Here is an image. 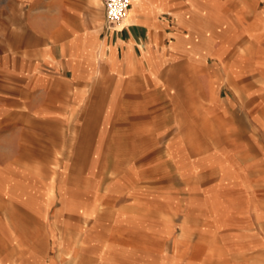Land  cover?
<instances>
[{"label": "crops", "instance_id": "0c3cea01", "mask_svg": "<svg viewBox=\"0 0 264 264\" xmlns=\"http://www.w3.org/2000/svg\"><path fill=\"white\" fill-rule=\"evenodd\" d=\"M157 109L174 111L159 117L170 127L163 173L201 191L198 205L210 190L264 189L239 180L247 162L236 152L201 143L249 137L259 151L250 163L264 169V0H132L117 30L106 29L101 0H0V264H123L112 255L138 252V232L153 229L141 225L137 189L98 192L91 181L108 157L107 128L116 127L118 150L155 141L139 126L154 125ZM70 126L83 130L69 157L86 164L45 166ZM200 217L204 236L227 231L217 214ZM245 223L256 241L243 254L264 255V213Z\"/></svg>", "mask_w": 264, "mask_h": 264}, {"label": "rangeland", "instance_id": "374dc122", "mask_svg": "<svg viewBox=\"0 0 264 264\" xmlns=\"http://www.w3.org/2000/svg\"><path fill=\"white\" fill-rule=\"evenodd\" d=\"M171 112L174 113V111L169 109H157L155 111L154 125L145 124L139 126L140 138L151 136L155 139L152 142L126 141L123 143V147H119L120 149L118 150V143L115 142L118 131L116 127L107 128L108 141L103 145L104 150H107L105 153L108 157L102 159L100 167L102 166L101 170L103 172L93 174L91 183L94 188L99 189L98 192H105L107 184H110V186L117 184L121 189L135 187L138 194L137 201L139 202L141 225L150 226L153 229V231L147 233L138 232L136 237L137 244L135 245V249L138 252L113 254L114 263L118 256L119 259L120 257L123 258V264H264V255L253 254L249 258L248 255L243 254L244 249H247V243L250 241L254 243L256 239L242 234L246 224L245 221L249 216H253L254 213H264V204L259 200L260 197H264V189L248 191L238 188L232 190H210L213 194V199L210 196L207 198V205H198L201 191L193 190L191 188L192 185L187 186L189 189L186 191L182 190L177 183L179 181L178 178L171 176L169 179L163 173L164 165L162 161L164 160L165 150L168 147H166L167 142L164 140L167 127L164 125L163 119L159 117L165 114L168 117ZM176 127L178 132L179 125H176ZM89 129L92 138L96 137L100 131V127L97 125L89 126ZM82 130L81 126L62 127L59 129V140L55 142L54 146L57 157H45L42 159L44 160L43 164L45 166L57 165L62 170L63 168L67 169L69 164L71 165L73 161H76L75 165L82 168L86 164L84 158L69 157V153L72 152L73 147L78 142L79 134ZM2 133L3 129H0V137L3 136ZM262 135L264 137V133H262L257 135L256 138L261 140ZM242 138L236 141L220 139L201 143L207 150L218 148L220 151L236 152V155L238 154L237 160L242 163L247 162L248 165V167L247 165L245 166V174H241L239 180H246L252 184L256 181L257 186L259 184L264 186V172L260 173L264 169H260V167L254 168L250 163L251 158L255 157L253 153L259 152L257 146L251 138L243 136ZM12 145H15V142H12ZM117 150L121 152L120 156L117 155ZM244 150L248 151L249 157H242L240 152ZM150 151L151 154L148 155L147 153ZM39 160L41 161V159ZM156 163L158 164L155 168L154 165ZM160 164L162 166H159ZM51 176L57 182L62 176L67 179L69 175L54 174ZM70 176L79 183L84 181L86 175L79 171ZM44 177L47 176L44 175ZM194 181L189 180V183ZM200 181L206 180L201 179ZM261 181L263 182L260 183ZM165 182H169L176 189L165 190ZM216 200L219 205H211ZM56 208V206L48 207L46 213L48 220L53 219V212ZM186 211L191 216L188 221L182 222V215ZM211 211L219 216V223L224 224L227 229L225 232L221 231L216 237L204 236L206 231L201 232L204 222H201L202 218L200 216L201 214H211ZM64 216L62 215L61 218ZM196 218L197 220L199 219L197 222L195 221ZM181 223L184 228L188 229L186 232L180 230ZM148 233H150L149 236H147ZM129 235L127 234V236ZM85 261L86 257L81 259L82 264Z\"/></svg>", "mask_w": 264, "mask_h": 264}, {"label": "built area", "instance_id": "2783aa9c", "mask_svg": "<svg viewBox=\"0 0 264 264\" xmlns=\"http://www.w3.org/2000/svg\"><path fill=\"white\" fill-rule=\"evenodd\" d=\"M104 7L105 27L117 30L127 15L132 0H101Z\"/></svg>", "mask_w": 264, "mask_h": 264}, {"label": "bare ground", "instance_id": "6f19581e", "mask_svg": "<svg viewBox=\"0 0 264 264\" xmlns=\"http://www.w3.org/2000/svg\"><path fill=\"white\" fill-rule=\"evenodd\" d=\"M125 19V18H124ZM124 21V20H123ZM123 21H122V23H123Z\"/></svg>", "mask_w": 264, "mask_h": 264}]
</instances>
